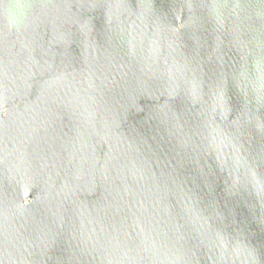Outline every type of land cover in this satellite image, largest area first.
<instances>
[{"label": "water", "instance_id": "water-1", "mask_svg": "<svg viewBox=\"0 0 264 264\" xmlns=\"http://www.w3.org/2000/svg\"><path fill=\"white\" fill-rule=\"evenodd\" d=\"M0 264H264V0H0Z\"/></svg>", "mask_w": 264, "mask_h": 264}]
</instances>
